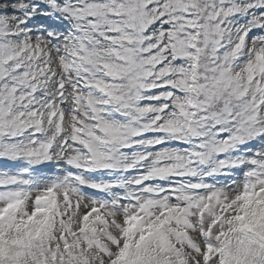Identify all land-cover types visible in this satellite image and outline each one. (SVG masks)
<instances>
[{
    "label": "snow or ice",
    "instance_id": "1",
    "mask_svg": "<svg viewBox=\"0 0 264 264\" xmlns=\"http://www.w3.org/2000/svg\"><path fill=\"white\" fill-rule=\"evenodd\" d=\"M0 264H264V0H0Z\"/></svg>",
    "mask_w": 264,
    "mask_h": 264
}]
</instances>
